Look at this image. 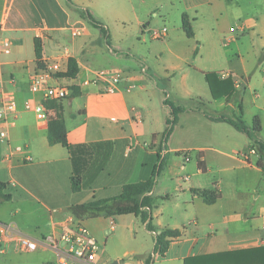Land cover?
Instances as JSON below:
<instances>
[{"label":"crops","instance_id":"0c3cea01","mask_svg":"<svg viewBox=\"0 0 264 264\" xmlns=\"http://www.w3.org/2000/svg\"><path fill=\"white\" fill-rule=\"evenodd\" d=\"M102 3L105 24L99 23L109 28L110 54L116 55L120 50L129 56H139L146 48L148 37L157 40L154 33L160 30L161 21L167 19L166 22L173 24L166 40L171 56H197L192 61L193 68L204 78L212 99L222 108L239 111L241 116L251 115L252 125L247 128L252 139L229 123L204 114L210 125L218 128L230 125L248 136L250 143L233 156L214 146L191 147L197 161L179 165L177 158L183 146L167 149V143L161 139L170 95L160 104L150 101L147 80L152 75L140 67L138 60L133 59L127 69L114 65L112 58L110 62L107 58L104 65L107 56H96L98 41L94 40L87 21L77 13L85 10L90 14V8L98 10L96 0H70V3L68 0H0L1 36L12 43L10 54L0 50V91L14 92L20 109L16 122L7 126V139L0 142V184L6 185L4 194L11 196L0 205V224L37 239L56 237L65 227L82 224L97 240L98 264H147L151 257V264H203L201 258L205 256L264 247V199L259 195L251 198L243 190L245 178L239 179L233 195L225 193L223 181L221 186L216 185L221 197L212 205L196 193L215 191L205 183L210 172L209 152L237 162L220 169L236 178L237 172L264 174L261 148L264 145V0H102ZM185 15L194 33L192 38L183 25ZM228 17L235 24L230 28V22L225 21ZM125 21L131 25L114 38L109 31L114 28L112 24L125 25ZM74 31L80 35L74 36ZM36 38L42 44V59L62 61L63 73L68 71L71 59L78 63L76 79L57 75L51 81L52 85L66 87L69 98L45 101L41 94L30 92V77L42 66L35 52ZM130 39V47L124 48L123 42ZM98 71L122 74L124 80L115 94L107 95L101 84H86ZM211 73L219 81L230 80L233 93L227 95L218 89V97H214L205 79ZM223 73L230 77L221 78ZM131 87L136 88L134 93L129 91ZM183 91L187 97L204 96V88L199 86L185 84ZM248 91L254 95L246 106ZM27 103L43 104L50 119L57 112L52 105L60 106L73 153L61 144H51L49 122L41 125L34 109H25ZM176 129L184 130L185 126L177 125L173 134ZM211 137L215 142L220 138L214 134ZM253 146L259 153L245 162L241 154ZM200 161L205 169L199 167ZM161 162L165 163L163 172L156 177L150 194L155 206L152 211L155 233L148 231L136 214H102L94 218H78L73 214L76 206L115 198L125 185L148 181ZM75 169L82 172L79 192L72 190ZM108 228L113 232L112 237L107 235ZM168 229L179 230L182 236L170 241L164 255L154 254L156 236ZM110 242L113 243L109 250ZM4 247L0 264H59L57 255L49 250L20 253L14 242Z\"/></svg>","mask_w":264,"mask_h":264},{"label":"rangeland","instance_id":"374dc122","mask_svg":"<svg viewBox=\"0 0 264 264\" xmlns=\"http://www.w3.org/2000/svg\"><path fill=\"white\" fill-rule=\"evenodd\" d=\"M96 3L98 5V10L90 8V15L96 21L105 24V20L103 21V19H105L106 17V12L103 16L102 0H96ZM253 9L255 10L257 9V7L255 6ZM77 13L87 21V24L90 27V31L93 34L94 40L98 41L95 43V46L98 48L96 50V56H107L105 57L106 59L104 61V65H106L107 63V58H110L108 59L109 62L112 58L111 61L114 65L119 66L120 68L123 67L130 69L129 66L131 62H133V59L138 60L140 62H138L140 64V67H145L147 69V74L152 75L151 78L147 80L150 84V101L160 104L162 100L167 98V95L169 94V103L171 105L183 108V111L177 115V124L174 126V129L177 125H184L185 129H176L177 131H175L174 134L172 132L169 139L166 141L168 146L167 149L179 145L183 146L184 149L177 158V162L179 163V165H181L183 162L185 165L189 163L185 162L184 152H189L191 160L197 161V157L192 152V149L197 146L218 147L223 153L231 156L237 155V152L244 151L243 149L248 145V143H250V139L248 138V136L245 137L243 133H238V131H236V129H234L230 125L223 124L219 128L210 125L209 123H207L204 114L209 117H227L228 119H232L235 121L240 120L243 121L248 127L252 125L251 115L246 114L244 116H241L239 111H233L231 108H222L220 107L219 102L212 99L204 78L193 68L194 64L192 63V61L196 59L197 56H171L168 48L166 47L168 37L165 40L156 41L151 40L150 37H148L146 41V48L144 47V50L142 52H139V56H129L125 54L126 52L124 53L120 50H117L118 52L116 55L110 54L109 43L111 44V41H109L107 33L105 32L106 34H103L100 28L95 27L91 22H89V20L86 18L88 13L85 10L77 11ZM166 21L167 19L161 21V28L166 27L169 31V35L171 33V26L173 27V24ZM225 21L230 22V26H228V28L235 25L234 19L232 17L226 18ZM130 25L131 23L128 21H125V25L123 23L112 24L114 28H111L112 30L109 31L113 34L114 38L117 39V36H121L123 30L125 28H128ZM105 26L107 27L106 30L109 29L107 25ZM122 45L124 48L130 47L131 39L129 41L123 42ZM124 51H126V49ZM113 56L120 57L118 59H114ZM132 68L133 67H131V69ZM135 71V73L137 74L138 69L136 68ZM142 75L145 76V74ZM185 84L204 88L203 98H200L198 96H185L183 91V87L185 86ZM253 95L254 94H251V92H247L245 98L246 106H248L252 102ZM241 98H244V96L242 95ZM166 106L168 111L165 118V120L167 119L164 126L165 131L169 127L168 121L173 119L170 105ZM164 133L165 132L161 134L162 142ZM212 134L220 136L219 141H212ZM170 139L171 143H168ZM208 155V167L210 169V172H207L208 174L205 177V183L207 185H210L209 187H213V189H215V186L218 184L221 186V183L223 181V189H225V193L227 195H233V193L236 191V185L239 182V179L242 180V178H245L246 181L243 183V190H247L251 198L259 195L262 200L264 199V174L259 175L248 172H237L236 178L232 176V173L224 172L220 169L222 167H231L233 165H236L237 162L235 163L232 159L220 157L210 152L208 153ZM170 156L176 155L170 154ZM168 182L173 185L172 181ZM215 191L219 192L218 188L215 189ZM107 222L109 221L107 220ZM112 234L113 232H111L108 228L107 235L109 237H112ZM131 235L134 236L133 233ZM140 238H142L141 234ZM112 243L113 242H110L108 246L109 250L112 248Z\"/></svg>","mask_w":264,"mask_h":264},{"label":"trees","instance_id":"16d2710c","mask_svg":"<svg viewBox=\"0 0 264 264\" xmlns=\"http://www.w3.org/2000/svg\"><path fill=\"white\" fill-rule=\"evenodd\" d=\"M70 3V0H68ZM95 27L100 28L103 34L108 35L107 30L101 23L97 22L90 14L86 17ZM183 25L189 38L194 36L193 30L188 16H184ZM106 32V33H105ZM35 52L37 59L42 60V44L41 41L35 39ZM41 65V64H40ZM79 74V67L76 60L71 59L69 61V68L66 73L59 74V78L76 79ZM205 79L209 84L214 97H218V89L222 92H226L230 95L235 90L230 80L219 81L216 74H206ZM221 97V96H220ZM167 105H170L172 110L173 119L168 121V128L163 135V143L169 139L170 135L174 131V126L177 124V115L183 111V108L171 105L167 101ZM56 109V116L50 119L48 123L49 140L51 144H61L66 147L71 153H73V146L68 141L64 116L62 109L56 103L52 105ZM217 120L229 123L237 130L246 133L250 139H252L251 133L243 121H235L227 118H217ZM258 144V143H257ZM261 145V144H260ZM264 150V145H261ZM181 154V153H180ZM161 157L159 156V160ZM199 167L204 168L202 161L199 162ZM164 169V164L161 162L153 172V176L148 181L138 182L134 184L125 185L119 196L112 199L96 200L89 204H83L76 206L72 209L73 214L78 218L85 217H98L102 214L106 216L128 215L136 214L140 216L143 222L147 225V229L150 232L155 233L157 230L153 225L152 211L154 209V199L151 197V192L155 185L156 177ZM73 192H79L82 190V172L75 169L71 178ZM6 188L5 184H0V205L11 199L10 195L4 194ZM201 196L205 202L212 205L220 199V194L216 191H202L196 192ZM182 236L179 230H165L155 238L154 254L164 255L169 247L171 240L179 239ZM151 258L147 261V264H151ZM203 264H264V247L254 248L241 251L223 252L211 256L202 257Z\"/></svg>","mask_w":264,"mask_h":264},{"label":"built area","instance_id":"2783aa9c","mask_svg":"<svg viewBox=\"0 0 264 264\" xmlns=\"http://www.w3.org/2000/svg\"><path fill=\"white\" fill-rule=\"evenodd\" d=\"M2 26L0 24V50L4 54L12 52V43L9 39L1 36ZM166 27L154 33L157 40H165L168 37ZM74 36H79V31H74ZM64 64L60 60L42 59V66L35 71L29 80V90L33 94H41L45 101L60 102L69 98L70 92L66 87L52 85L57 75L64 72ZM146 72V69H143ZM230 77L228 74H221V78ZM124 77L115 71H98L86 84H101L107 95H113L117 92L118 86L123 82ZM238 81V80H237ZM240 86V81H238ZM131 93L136 91L135 87L129 89ZM26 110H32L37 114L38 122L46 125L50 121L48 110L43 104L33 106L31 103L25 105ZM20 109L17 96L14 92L0 91V142L7 139V126L12 125L18 119ZM259 153L256 146L243 152L241 157L245 162H249L252 156ZM183 154V153H182ZM185 162H190L189 152H184ZM14 242L16 251L20 253H36L40 250H49L58 257L59 264H98L99 246L96 238L82 224L74 227H65L58 236H46L43 238H34L19 233L15 228L0 224V253L5 251V245Z\"/></svg>","mask_w":264,"mask_h":264}]
</instances>
